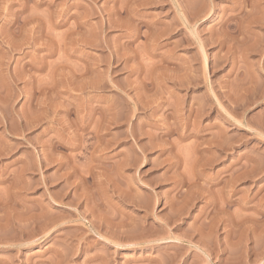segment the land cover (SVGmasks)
Wrapping results in <instances>:
<instances>
[{
    "label": "rangeland",
    "instance_id": "1",
    "mask_svg": "<svg viewBox=\"0 0 264 264\" xmlns=\"http://www.w3.org/2000/svg\"><path fill=\"white\" fill-rule=\"evenodd\" d=\"M211 1L0 0V264H264V0Z\"/></svg>",
    "mask_w": 264,
    "mask_h": 264
},
{
    "label": "bare ground",
    "instance_id": "2",
    "mask_svg": "<svg viewBox=\"0 0 264 264\" xmlns=\"http://www.w3.org/2000/svg\"><path fill=\"white\" fill-rule=\"evenodd\" d=\"M209 1H210V2H209V3H210V8H209L208 11H206V12L203 14V15L206 16V17H207V15L210 14V12L212 11V8H213V4H212L213 1H211V0H209ZM236 1H237V0H236ZM236 1H235V2H236ZM238 1H239V2H237V4L234 2V3L236 4V6H233V8L236 7V8H239V10H240L241 7L243 8V6H241V5H242V4H241V1H240V0H238ZM244 2H245V1H243L242 3L245 4ZM234 3H233V4H234ZM235 4H234V5H235ZM253 4H255V3H253ZM256 4H257V3H256ZM258 4H259V3H258ZM236 8H235V10H236ZM253 9H255V8L253 7ZM190 13H191V12H190ZM198 13H199V11H198ZM207 13H208V14H207ZM191 14H192V13H191ZM194 14H195V13H194ZM194 14H192V15H194ZM203 15H202V16H203ZM190 16H191V15H190ZM200 16H201V15H200ZM193 17H194V16H192V18H193ZM200 18H201V17H200ZM189 20H190V18H189ZM189 20H188V21H189ZM194 20H195V19H194ZM229 35H230V34H229ZM215 40H216V39H215ZM218 41H219V40H218ZM221 41H222V40H221ZM219 42H220V41H219ZM221 44H222V43H221ZM200 48H201V50H203V47H202V44H201V43H200ZM262 67H264V66H262ZM262 67H260V68H261V70L259 69L260 71L263 70ZM258 68H259V67H258ZM259 73H260V72H259ZM187 81H188V80H187ZM187 81H185L184 84H186V83L188 84ZM176 82H177V81H176ZM180 82H181V81H180ZM190 82H191V81H190ZM181 83H182V82H181ZM181 83H178V82H177L176 84H177L178 87H181L182 85H184V84H181ZM173 84H175V81H173ZM254 85H255V84H254ZM183 87H184V86H183ZM185 87H186V85H185ZM141 109H142V108H141ZM192 110H193V109H192V107L190 106V107L188 108V112H187L188 114L186 115V116H188L189 118H190V115L192 114ZM91 113H92V112H91ZM92 114H93V113H92ZM90 115H91V114H90ZM90 115L88 116V119H87V120L83 119V120H85V123L83 122L82 125L80 124L81 128H79V129H81L83 132H85V131H89V130H90L91 133H93V132L95 133V132H97V131H95V129H94L96 126H95V127H92V123H91V121H93L94 119L92 118L93 120H91V119L89 120ZM93 115H94V114H93ZM113 117H114V116H113ZM188 117H187V118H188ZM90 118H91V117H90ZM187 121H188V120H187ZM239 123L242 124V121L239 122ZM93 125H94V124H93ZM130 126H131V125H130ZM132 126H133V123H132ZM137 127H138V126H137ZM204 129H205V128H204ZM204 129H203V130H204ZM81 130H80V131H81ZM128 130H129V129H128ZM130 130H131V131L129 132V136L131 135V138H132V137H136L135 135H137V134L134 135V132H133L134 130H133V129H130ZM139 130H140V129H139ZM82 131H81V132H82ZM105 131H107V130H105ZM141 131H142V130H141ZM141 131H140V132H141ZM87 133H89V132H87ZM135 133H136V132H135ZM81 134H82V133H81ZM98 134H99V133H98ZM105 134H107V133H105ZM140 134H141V133H140ZM162 134H164L165 136H167V135H168V131H167V133H162ZM160 135H161V134H160ZM160 135H159V136H160ZM164 135H163V137H164ZM95 136H97V133L95 134ZM105 136H106V135H105ZM137 136H138V135H137ZM168 136H169V135H168ZM183 136H184V135H183ZM190 136H191V135H190ZM190 136H189V137H190ZM79 137H80V136H79ZM97 137H98V136H97ZM194 137H196V135H195ZM127 138H128V136H127ZM136 138H137V137H136ZM138 138H139V137H138ZM182 138H183V137H181V139H182ZM133 140H135V138H134ZM136 140H137V139H136ZM182 140H183V139H182ZM108 141H110V140L108 139ZM113 141H114V140H113ZM74 142H75V141H74ZM106 142H107V141H106ZM110 142H111V141H110ZM108 143H109V142H108ZM132 143H133V142H132ZM138 143H139V142H138ZM104 144H105V143H104ZM104 144H103V147L105 146ZM111 144H112V143H111ZM70 145H72V144H70ZM106 145H107V143H106ZM208 145H209V144H208ZM110 146H111V145H110ZM209 146H210V145H209ZM70 147H71V148H70ZM70 147H69V149L76 150V149L78 148L77 142H76V144H73V145L70 146ZM101 147H102V145H101ZM103 147H102V148H103ZM107 147H108V145H107ZM131 147H132V146H131ZM133 147H134V146H133ZM143 147H144V144H143ZM207 147H208V146H207ZM102 148L100 149V147H99L100 150H99L98 152H96V153H99V154H100V153L104 152V149H106V147H104V149H102ZM211 148H213V147L210 146V148L206 149V151H207V150H211ZM95 149H97V147H95ZM139 149H140V147H139ZM142 149H143V148H142ZM142 149H140V150H142ZM214 149H215V150H219L220 152H222V151L224 150L223 143H222V142H217V143H215ZM137 150H138V149H137ZM143 150H145V149H143ZM143 150H142V151H143ZM129 151H130V150H129ZM145 151H146V150H145ZM162 151H163V150H162ZM162 151H161V153H163ZM166 151H167V150H166ZM94 152H95V150H94ZM94 152H93V155L91 154V155H92V157H91L92 160H91V161H92V162H93V161H97V164H96V165H93L92 163L89 164L90 166H87V167H88L87 171H86V169H85L84 167H83V169L86 171V173H88V175H90V178H92V180L95 181L94 184H96V186H97V184H98V185L100 186V188H103V187H104V192L106 191L105 189H106L107 187H108V189H110V187H111V189H112V191H113V188H112V186H113V184H112L113 182H112V181H113V180H111V178H110L111 174L109 175V174L106 173V171L104 172L103 170H102V171L99 170V169H101L102 164H103L104 162L106 163V162H107L106 160H109V159H107L106 157L104 158L101 154L98 155V156H95ZM132 152H133V151H132ZM132 152H130V153H132ZM208 152H209V151H208ZM137 153H138V152H137ZM105 154H106V153H105ZM123 154H125V153H123ZM143 154H144V153H143ZM106 155H107V154H106ZM125 155H126V154H125ZM126 156H127V155H126ZM126 156H125V157H126ZM129 156H130V155H129ZM133 156H134V155H133ZM108 158H110V157H108ZM111 158H112V157H111ZM130 158H132V157H129V159H130ZM125 159H127V158H125ZM125 159L122 161V163H121V164L119 165V167H118V171L121 170L120 173L122 172L123 168L126 166ZM135 159H136V157H135ZM137 161H138V160H137ZM42 162L45 163L44 161H42ZM127 162H128V161H127ZM69 163H70V162H69ZM128 163L131 165L130 161H129ZM133 163H134V161H133ZM133 163H132V164H133ZM129 164H128V165H129ZM135 164H137V163H135ZM25 165L27 166V164H25ZM43 165H44V164H43ZM128 165H127V166H128ZM39 166H40V165H39ZM41 166H42V165H41ZM41 166H40V167H41ZM45 166H47V165L45 164ZM59 166H60V165H59ZM24 167H25V166H24ZM40 167H39V168H40ZM43 167H44V166H43ZM85 167H86V166H85ZM22 169H23V170H22V173H23V172H24V168H22ZM76 169H78V168H76ZM103 169H104V168H103ZM73 170H75V168H74ZM79 170H80V169H79ZM26 171H27V170H26ZM77 171H78V170H77ZM77 171H75V172H77ZM80 171H83V170H80ZM80 171H79V172H80ZM75 172L73 173V171H72V173H73L74 175H76ZM107 172H108V171H107ZM82 173H83V172H81L80 174H82ZM77 174H78V172H77ZM41 175H42V174H41ZM70 175H71V174H70ZM82 175H83V174H82ZM72 176H73V175H72ZM80 176H81V175H80ZM23 177H25V175H24ZM68 177H69V176H67V178H68ZM70 177H71V176H70ZM6 178H7V177H6ZM75 178H76V176H75ZM239 178H241V177H239ZM11 179H12V178H11ZM16 179H17V177H16ZM16 179H15V180H16ZM18 179H19V178H18ZM20 179H21V178H20ZM83 179H84V178H82V180H83ZM47 180H48V179H47ZM54 180H55V179H54ZM65 180H66V178H65ZM82 180H81V183H82ZM238 180H239V179H238ZM238 180H237V181H238ZM7 181H8V180H7ZM10 181H11V180H10ZM17 181H18V180H17ZM68 181H69V180H68ZM83 181H84V180H83ZM3 182H4V181H3ZM5 182H6V179H5ZM5 182H4V183H5ZM20 182H21V181H19V184H20ZM24 182H25V181L21 182V184H20L21 187H22V185L24 184ZM41 182H42V184L45 185V187H46V188H45V191H46V190L48 189V187H47V186H48L47 183L49 184V182H47V181L44 179V177H43V179L41 180ZM84 182H85V181H84ZM84 182H83V183H84ZM111 182H112V183H111ZM239 182H240V181H239ZM10 183H11V182H10ZM12 183H13V182H12ZM16 183H17V182H16ZM22 183H23V184H22ZM50 183H51V181H50ZM81 183H79V184H81ZM85 183H86V182H85ZM237 183H238V182H237ZM79 184H78V185H79ZM94 184H92V185H94ZM111 184H112V185H111ZM11 185H12V184H11ZM13 185H16V184H13ZM76 185H77V184H76ZM78 185H77V186H78ZM81 185H83V184H81ZM81 185H80V186H81ZM64 186H65V185H64ZM77 186H76V187H77ZM102 186H103V187H102ZM13 187H15V186H13ZM21 187H19L18 184H17V187H15V188H16V192H14V195H15V194H19V195H21L20 192H22V191H23V188H24V187H23V188H21ZM25 187H26V186H25ZM15 188H13V189L15 190ZM64 188H65V187H64ZM92 188H93V187H92ZM92 188L87 187V188H85V189H87V190H89V192L93 193V192H92V191H93ZM9 189H10V188H9ZM11 189H12V186H11ZM13 189H12V190H13ZM54 189H55V188H54ZM73 189H74V188H73ZM77 189H78V188H77ZM90 189H92V190L90 191ZM116 189H118V188H116ZM26 190H27V187H26ZM48 190H49V189H48ZM48 190H47V191H48ZM120 190H121V189H120ZM45 191H44V192H45ZM24 192H25V191H24ZM49 192H50V191H49ZM57 192H58V191H57ZM57 192H56V193H50V194H47V193L45 192V195H46V196H49V198H50L51 200H53V201H58V200H60L59 197L62 199V195L60 196V193H61L62 191H59V197H58ZM74 192H77V190L74 189ZM102 192H103V191H102ZM117 192H118V191H117ZM84 193H86V192H84ZM23 194H24V193H23ZM23 194H22L21 196H23ZM76 194H77V193H76ZM82 194H83V193H82ZM88 194H90V193H88ZM19 195H17V196H19ZM72 195H73V194H72ZM84 195H86V194H84ZM77 196H78V195H77ZM79 196H80V195H79ZM79 196H78V197H79ZM88 196L90 197V195H88ZM88 196H86V197L88 198ZM80 197H83V196H80ZM80 197H79V198H80ZM75 198H77V197H75ZM87 198H86V199H87ZM118 198H119V200H121L122 202L124 201V203H125V201L127 200V198L125 199V197H123V194H121V193L119 194V197H118ZM84 199H85V197H84ZM89 199H90V198H89ZM89 199H87V200H89ZM137 199H138V197H137ZM51 200H50V201H51ZM75 200H76V199H74L73 196H72V197H71V201L68 202V205H67V206L72 207V206H73V203H74ZM77 200H79V199H77ZM138 200H139V199H138ZM50 201H49V202H50ZM60 201H61V200H60ZM130 201H131V200H130ZM4 203H5V202H4ZM4 203H3V204H4ZM52 203H53V202H52ZM58 203H59V201H58ZM126 203H128V201H127ZM132 203H134V202H132ZM136 203H137V202H136ZM37 204H39V207H38L39 212H35V213H36V215H37V213H38V215H37V216L34 215L35 213L33 212V213H34V214H33L34 216H29L28 218L25 217L26 219L24 218L25 220H27L26 222H28V223H30V224H34L35 226L39 225L38 228L36 227L37 229L34 227V228L36 229L35 231L40 230V226H41L42 224H44L43 222L46 220V219L43 220V218H42V217H43L42 214L45 213V212H44L45 206H44L43 202H40V201H39V202H37ZM48 204H49V203H48ZM53 204H54V203H53ZM65 204H66V203H65ZM128 204H130V203H128ZM49 205H50V204H49ZM94 205H95V204H94ZM132 205H133V204H132ZM141 205H142V204H141ZM133 206H135V205H133ZM138 206H139V205H138ZM23 207H24V206H23ZM54 207H58L57 204H54ZM36 208H37V207H36ZM132 208H133V207H132ZM137 208H138V207H137ZM26 210H27V209H26ZM32 211H37V210L35 209V210H32ZM32 211H31V212H32ZM262 211H263V210H262ZM27 212H28V211H27ZM263 212H264V211H263ZM24 213H26V212L24 211ZM29 213H30V212H29ZM39 213H40V214H39ZM46 213H47V212H46ZM46 213H45V214H46ZM30 214H31V213H30ZM259 214H260V213H259ZM27 215H28V214H27ZM31 215H32V214H31ZM92 215H93V214H92ZM260 215L263 216L264 213H262V214H260ZM24 216H26V215H24ZM24 216H23V217H24ZM47 216H48V215H47ZM45 217H46V216H45ZM263 217H264V216H263ZM263 217H262V219H263ZM21 218H22V217H21ZM41 218H42V220H43L42 222H41ZM47 218H48V217H47ZM93 219H94V218H93ZM93 219H92V220H93ZM262 219L260 220V223H259V224H260V225H259L260 230H258V231H259V234H258V235L261 236V237H263V239H264V220H263V222H261ZM5 220H6V219H5ZM17 220H18V219H17ZM19 220H20V219H19ZM22 220H23V218H22ZM22 220H21V222H22ZM47 221L49 222V219H47ZM47 221H46V222H47ZM18 222H19V221H18ZM38 222H39V223H38ZM48 222L45 223L44 225L46 226V225L48 224ZM24 223H25V222H24ZM41 223H42V224H41ZM91 223H92V222H91ZM91 223H90V224H91ZM93 223H94V222H93ZM93 223H92V224H93ZM13 224H14V223H13ZM18 224H19V223H18ZM22 224H23V223H22ZM22 224H21V225H22ZM40 224H41V225H40ZM50 224H51V223H50ZM50 224H48L47 226L49 227ZM95 224H96V223H95ZM95 224H94V225H95ZM51 225H52V224H51ZM94 225H92V226H94ZM15 226H18L17 228H18V229L20 228V229H19V232H21L22 234H24V232H25L24 228L22 229V228H21L19 225H17V224H16ZM29 226H31V225H29ZM47 226H46V227H47ZM102 226L104 227V225H102ZM42 227H43V226H42ZM46 227H45V229H46ZM105 227H106V226H105ZM105 227H104V228H105ZM43 228H44V227H43ZM247 228L250 229L249 227H247ZM41 229H42V228H41ZM45 229H44V230H45ZM47 229H48V228H47ZM105 229H106V228H105ZM107 229L109 230L110 228H107ZM42 230H43V229H42ZM42 230H40V231L42 232ZM95 230H97L96 227H95ZM108 230H107V232H108ZM23 231H24V232H23ZM105 231H106V230H105ZM110 231H111V230H110ZM110 231H109V232H110ZM30 232H32V231H30ZM109 232H108V234H109ZM112 232H113V231H111V235H112ZM28 233H29V232H28ZM28 233H27V235H25V236H28L27 238L34 237V233H33V234H31V233L28 234ZM36 233H37V232H36ZM38 233H40V232L38 231ZM46 233H47L46 231L43 232V233H42V237H44V235H46ZM126 233H128V232H126ZM113 234H114V233H113ZM35 235H36V234H35ZM109 235H110V234H109ZM258 235H257V236H258ZM257 236H256V237H257ZM107 237L109 238V236H107ZM261 237H260V238H261ZM257 239H258V238H257ZM261 239H262V238H261ZM112 240H113V238H112ZM29 241H30V239H29ZM113 241H114V240H113ZM253 247H256V246L253 245ZM256 248H257V247H256ZM249 250H252V249H249ZM253 250H255V248H254ZM253 252H254V251H253Z\"/></svg>",
    "mask_w": 264,
    "mask_h": 264
}]
</instances>
